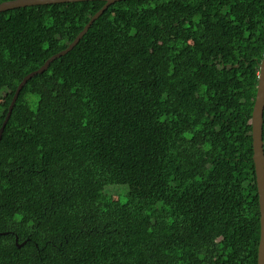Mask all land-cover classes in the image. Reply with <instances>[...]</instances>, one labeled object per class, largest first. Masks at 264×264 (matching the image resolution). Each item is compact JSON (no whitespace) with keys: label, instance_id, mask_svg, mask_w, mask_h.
Returning a JSON list of instances; mask_svg holds the SVG:
<instances>
[{"label":"trees","instance_id":"16d2710c","mask_svg":"<svg viewBox=\"0 0 264 264\" xmlns=\"http://www.w3.org/2000/svg\"><path fill=\"white\" fill-rule=\"evenodd\" d=\"M104 4L0 11V128ZM263 55L264 0L109 5L3 129L0 264H258Z\"/></svg>","mask_w":264,"mask_h":264},{"label":"water","instance_id":"95a60500","mask_svg":"<svg viewBox=\"0 0 264 264\" xmlns=\"http://www.w3.org/2000/svg\"><path fill=\"white\" fill-rule=\"evenodd\" d=\"M70 1H80V0H7L0 3V11L24 7L29 5L37 4H49V3H59V2H70ZM119 0H105V4L97 11L89 20V22L84 26V28L78 33L75 39L63 50L57 52L48 58L45 63L38 68L27 74L22 81L19 83L12 101L9 105L8 114L0 128V140L2 137L3 129L9 118V115L14 107V104L19 96V93L26 82L38 73H42L46 70L49 64L55 60L57 57L66 54L71 50L81 39V37L87 32L91 24L99 17V15L111 4ZM263 117H264V55L260 62V70L257 84V92L255 96V102L252 110V146H253V160L256 173V183L257 191L259 197V211H260V240L258 245V264H264V142H263ZM16 237V241H17ZM24 243V242H23ZM21 243V244H23Z\"/></svg>","mask_w":264,"mask_h":264},{"label":"rangeland","instance_id":"374dc122","mask_svg":"<svg viewBox=\"0 0 264 264\" xmlns=\"http://www.w3.org/2000/svg\"><path fill=\"white\" fill-rule=\"evenodd\" d=\"M126 180H127V176L126 175H117V176H111V177L107 178V182H110V184L126 183ZM115 186H117V185H115Z\"/></svg>","mask_w":264,"mask_h":264}]
</instances>
